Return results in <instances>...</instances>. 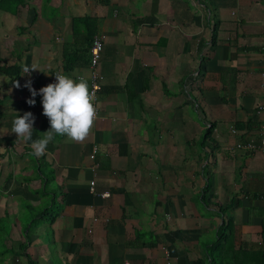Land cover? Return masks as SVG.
I'll use <instances>...</instances> for the list:
<instances>
[{"label":"crops","instance_id":"obj_1","mask_svg":"<svg viewBox=\"0 0 264 264\" xmlns=\"http://www.w3.org/2000/svg\"><path fill=\"white\" fill-rule=\"evenodd\" d=\"M214 4L0 0V65L15 67L0 71V264H198L224 204L234 246L264 247V155L232 148L258 128L264 7ZM96 33L102 80L89 135H55L30 154L12 120L31 112L32 140L50 125L25 83L39 90L55 72L86 80ZM39 157L46 179L35 176ZM38 207L57 212L34 219Z\"/></svg>","mask_w":264,"mask_h":264},{"label":"clouds","instance_id":"obj_2","mask_svg":"<svg viewBox=\"0 0 264 264\" xmlns=\"http://www.w3.org/2000/svg\"><path fill=\"white\" fill-rule=\"evenodd\" d=\"M30 68L39 70L25 66L23 74H28ZM54 75L55 82L48 83L39 90L31 86V81L25 83L32 97L27 100L29 105L35 104L34 97L41 96L42 112L50 125L43 137L32 140L34 116L31 112L17 115L12 120L11 132L25 142L31 140L30 147L33 151L30 154L36 156L44 154L55 135L65 136L73 142H83L89 135L97 115L94 93L89 90L88 82L83 77L74 80L62 72H55ZM15 86L20 87L18 82Z\"/></svg>","mask_w":264,"mask_h":264},{"label":"trees","instance_id":"obj_3","mask_svg":"<svg viewBox=\"0 0 264 264\" xmlns=\"http://www.w3.org/2000/svg\"><path fill=\"white\" fill-rule=\"evenodd\" d=\"M216 38V23L211 27V34L209 38V44H213ZM15 69L12 65L1 64L0 71L5 75H11ZM17 72L16 70L14 71ZM258 122V121H257ZM209 130V129H208ZM42 157L36 160L38 174L46 179V175H42L39 168L44 166L41 164ZM8 176V175H7ZM41 192V191H40ZM232 204L217 205L218 213L222 215V221L218 225L217 233L214 239L204 246V252H202V258L199 259L198 264H264V247H246L241 243L234 246L233 240V225L231 216L226 215L227 210L231 209ZM56 210L51 207L43 208L42 211L34 218L46 215V220L50 221L54 216ZM31 264H37L31 261Z\"/></svg>","mask_w":264,"mask_h":264},{"label":"built area","instance_id":"obj_4","mask_svg":"<svg viewBox=\"0 0 264 264\" xmlns=\"http://www.w3.org/2000/svg\"><path fill=\"white\" fill-rule=\"evenodd\" d=\"M102 41H103L102 34L96 33L92 35L87 49L89 73L86 77V81L88 82L89 90L93 92L95 96L94 106L96 108V113L98 111L96 105L97 91L100 88V81L102 80V76L97 71L96 66L102 51ZM262 49H264V46L262 47ZM80 77L82 76H76V79H79ZM258 88L261 91V95L253 108L254 116L258 121V128L257 131L255 132V137L246 138L245 140L242 141H237L233 144L232 148L235 150L255 151L264 155V69L259 71ZM234 131L235 130H231V132ZM95 152H96V148L93 146L88 156L89 159H92L94 157ZM94 169H95V165L91 164L90 166L91 172H93ZM262 179L264 181V171L262 173ZM88 183H89V188H88L89 192L93 193L94 192L93 180H90ZM98 195L100 197H104L106 193H99ZM123 264H127V263L124 262Z\"/></svg>","mask_w":264,"mask_h":264},{"label":"rangeland","instance_id":"obj_5","mask_svg":"<svg viewBox=\"0 0 264 264\" xmlns=\"http://www.w3.org/2000/svg\"><path fill=\"white\" fill-rule=\"evenodd\" d=\"M203 1H204V5L207 6L209 9H212L213 7H215L214 0H203ZM259 1H260L261 6L264 7V0H259ZM19 176H20V174H17V175H16V177H19ZM52 186H53V185H52L50 182H49V183H46V184H45V189H44V191H45V192H48ZM40 189H41V188H40ZM42 191H43V190H42ZM40 200L43 201L44 198L41 197ZM38 208H39V211L42 210L41 207H38ZM46 215H47V214H46Z\"/></svg>","mask_w":264,"mask_h":264}]
</instances>
